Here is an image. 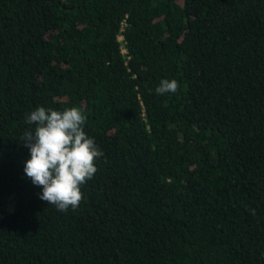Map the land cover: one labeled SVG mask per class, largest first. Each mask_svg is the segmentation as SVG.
<instances>
[{
    "label": "trees",
    "instance_id": "1",
    "mask_svg": "<svg viewBox=\"0 0 264 264\" xmlns=\"http://www.w3.org/2000/svg\"><path fill=\"white\" fill-rule=\"evenodd\" d=\"M37 107L104 154L76 210L24 176ZM0 264H264V0H0Z\"/></svg>",
    "mask_w": 264,
    "mask_h": 264
},
{
    "label": "clouds",
    "instance_id": "2",
    "mask_svg": "<svg viewBox=\"0 0 264 264\" xmlns=\"http://www.w3.org/2000/svg\"><path fill=\"white\" fill-rule=\"evenodd\" d=\"M178 88L175 79H162L155 92L165 95ZM26 120L35 127L20 137L30 153L24 176L42 189L38 197L47 205L62 212L76 210L84 199L81 186L97 172L95 161L104 155L83 129L86 116L77 107L62 111L37 107Z\"/></svg>",
    "mask_w": 264,
    "mask_h": 264
}]
</instances>
